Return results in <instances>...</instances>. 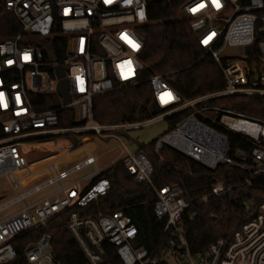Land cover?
Returning <instances> with one entry per match:
<instances>
[{"label": "built area", "instance_id": "obj_1", "mask_svg": "<svg viewBox=\"0 0 264 264\" xmlns=\"http://www.w3.org/2000/svg\"><path fill=\"white\" fill-rule=\"evenodd\" d=\"M147 7V0H0V176L6 175L21 189L14 200L0 204V213L22 205L13 215L0 218V264L15 263L20 257L14 247L17 239L66 212H70L68 230L87 264H264V203L242 207L253 214L252 219L233 237L220 238L202 253L190 247L186 228L194 204H207L225 194L233 203L247 194L246 186L253 180L264 179V114L247 115L217 103L234 96L264 100V0H189L183 6V19L220 67L225 89L185 100L165 78L152 75L148 82L160 115L131 123H98L93 114L98 96L143 82L141 29L149 23ZM9 32L14 34L3 36ZM232 48L244 53L226 55ZM64 79L70 82L68 104L59 94ZM73 110L79 112L74 124L61 127L60 114ZM182 114L183 119L154 142L156 154L168 146L212 172L228 165L248 177L236 185L213 177L206 196L190 199L180 184L157 188L152 181L154 164L145 152L126 149L120 165L136 183L151 185L155 191L153 211L163 233L152 248L145 246L124 211L82 213L93 203L98 205L111 188L96 165L97 157L88 151L86 159L57 173L56 155L29 163L23 150L33 140L53 141L65 135L107 138L110 133L142 130ZM231 134L252 150L234 149ZM76 147L70 143L67 148ZM47 162L51 163L46 169L33 170ZM91 166L95 170L82 179L66 182ZM46 170L51 178L23 190ZM17 172L26 175L25 183ZM82 182L91 184L81 189ZM54 185L57 190L48 196L31 200ZM24 258L26 264H60L50 236L30 244Z\"/></svg>", "mask_w": 264, "mask_h": 264}, {"label": "trees", "instance_id": "obj_2", "mask_svg": "<svg viewBox=\"0 0 264 264\" xmlns=\"http://www.w3.org/2000/svg\"><path fill=\"white\" fill-rule=\"evenodd\" d=\"M189 0H147L149 23L141 29L145 48L140 58L144 63L143 82L138 87L122 88L112 93L98 96L94 101L95 121L101 124L131 123L158 116L162 111L156 106L148 79L161 75L185 100L201 95L216 93L225 89V80L216 61L205 53L192 31L189 21L183 19V6ZM14 32L4 34V37ZM231 109L247 115L264 114V100L259 97H233L217 101ZM76 111L61 113V127L74 124ZM183 119V114L167 120L173 127ZM233 148L252 150L253 146L237 135H230ZM45 140V139H39ZM153 141L142 147L154 164L152 181L157 188L180 184L189 191L190 199H200L210 192L213 177L223 179L231 185L245 182L248 174L237 167L223 165L212 172L202 164L183 156L166 146L159 154L155 153ZM111 182L110 190L100 197L98 205L93 203L83 214H94L99 210L109 213L124 211L141 232L144 244L152 248L162 237L163 224L153 211L155 191L151 185L138 184L120 165L103 173ZM251 208L264 203V179L253 180L246 186ZM242 195V194H240ZM239 200H242L241 196ZM236 208L230 195L213 198L209 203L194 204L192 216L186 218L188 241L195 253H202L220 238H231L237 230L252 219L253 214ZM70 212L55 217L46 227L33 230L17 239L14 247L20 257L12 264H26L24 250L34 241L44 236L52 238L53 252L60 264H87L73 235L68 230ZM216 215V218H212Z\"/></svg>", "mask_w": 264, "mask_h": 264}, {"label": "rangeland", "instance_id": "obj_3", "mask_svg": "<svg viewBox=\"0 0 264 264\" xmlns=\"http://www.w3.org/2000/svg\"><path fill=\"white\" fill-rule=\"evenodd\" d=\"M225 53L228 56H237L243 54L244 50L232 48L227 49ZM78 113V110H76V114ZM168 128L169 125L166 121L159 122L142 130H136L132 132L118 131L115 133H110L109 137L107 138L95 137L93 135H65L64 137L54 139L53 141H50L48 139L33 140L30 142L31 144L23 148V150L26 158L29 160V163H32L40 161L42 159H46L49 156L56 155L55 146L59 144H76L77 147L75 150H70L69 148H66V150L70 152L69 154H71L70 159L69 156L64 155L62 159L57 160L58 162H60L57 166L64 168V165L67 164L70 167L71 165L86 159L89 156L90 152L92 156L98 158L96 165H98L100 173H102L110 168L116 167V164L120 162L119 159L126 153V149H128V151L132 153L138 148L147 147L153 141L160 139L169 130ZM49 147H52L53 149H50ZM50 163L51 162H47L46 164H41L39 166L33 167V170L37 171L44 168L46 169L47 165ZM94 170V166L87 167L81 172L72 175L66 180V182L82 179L83 176L89 174ZM43 173L45 175H43L39 179L34 180L31 183L30 187H25L23 190L28 191L32 187L36 185H41L52 177L49 170H46ZM16 176L18 179L22 180V183H25L27 181V177L23 172H17ZM82 183L83 184L81 189L86 188L91 184V182ZM57 188V185L50 186L47 189L43 190L41 193L35 195L31 200L34 201L48 196V194H51L52 192L57 190ZM20 191L21 189L15 188V186L12 185L11 180L6 175L0 176V204L14 200V198H16ZM241 198L242 200H239V198L234 199L233 204L235 205V208L239 203L242 204V207H245V205L251 206L248 200V195L242 194ZM21 207L22 205L19 204L14 206V208L8 209L7 211L0 213V218L3 219L13 215L15 212L20 210ZM242 211L243 209H240L239 212Z\"/></svg>", "mask_w": 264, "mask_h": 264}, {"label": "water", "instance_id": "obj_4", "mask_svg": "<svg viewBox=\"0 0 264 264\" xmlns=\"http://www.w3.org/2000/svg\"><path fill=\"white\" fill-rule=\"evenodd\" d=\"M253 72H257V68H253ZM58 75L61 78L65 75V71L63 67L58 69ZM256 80H258V76H256ZM69 88H70V82L67 81L66 79L62 80V83L59 86V94L62 98H64L66 104L70 103L71 101Z\"/></svg>", "mask_w": 264, "mask_h": 264}, {"label": "crops", "instance_id": "obj_5", "mask_svg": "<svg viewBox=\"0 0 264 264\" xmlns=\"http://www.w3.org/2000/svg\"><path fill=\"white\" fill-rule=\"evenodd\" d=\"M69 145H67V143H63V144H59V145H57V146H55V149H56V161L57 160H59V159H62L63 157H64V155H67V156H69V159H70V155L71 154H69L70 152L69 151H67L66 150V148L68 147ZM50 149H53L52 147H49ZM58 152V153H57ZM62 156V157H61ZM60 157V158H59ZM68 159V160H69ZM58 163H60V162H56V166L58 165ZM78 163V162H77ZM76 164V163H75ZM74 165V164H73ZM72 166V165H71ZM70 166V167H71ZM66 167H69L67 164H65L64 165V168H61V167H59V166H57V173L58 172H61V171H63ZM43 175H45L44 173H42L41 174V176L40 177H42ZM39 177V178H40ZM38 178V179H39Z\"/></svg>", "mask_w": 264, "mask_h": 264}]
</instances>
